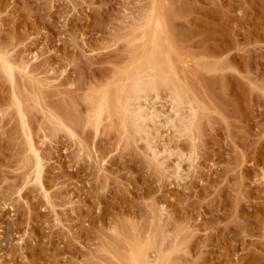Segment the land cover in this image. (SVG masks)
<instances>
[{
    "label": "rangeland",
    "instance_id": "1",
    "mask_svg": "<svg viewBox=\"0 0 264 264\" xmlns=\"http://www.w3.org/2000/svg\"><path fill=\"white\" fill-rule=\"evenodd\" d=\"M135 74L150 135L113 115ZM133 253L264 264V0H0V264Z\"/></svg>",
    "mask_w": 264,
    "mask_h": 264
},
{
    "label": "bare ground",
    "instance_id": "2",
    "mask_svg": "<svg viewBox=\"0 0 264 264\" xmlns=\"http://www.w3.org/2000/svg\"><path fill=\"white\" fill-rule=\"evenodd\" d=\"M148 19V18H147ZM150 19H151V22L152 21H155L156 23L155 24H157L156 25V29L157 30H153V31H156L155 33L154 32H152L153 33V38H155V39H152L151 38V42H153L154 40V42L156 43V45H154L155 43L153 42V45L152 46H158V39L157 38H159L160 36L158 35L159 33H162L163 32V29H165V23H163L162 22V20H160V18H158V19H156L155 17H150ZM149 19V20H150ZM150 24V21L149 22H147V24ZM163 25H164V27H163ZM146 26V25H145ZM149 25H147L146 27H148ZM144 33V32H143ZM147 33V32H146ZM145 34V33H144ZM149 34V33H148ZM157 36V37H156ZM145 37V36H144ZM160 41V40H159ZM149 43V42H148ZM160 45V44H159ZM161 46V45H160ZM146 47V46H145ZM155 48H157V47H155ZM159 48V47H158ZM157 48V49H158ZM152 52V51H151ZM153 53H154V51H153ZM153 53H151L152 55L151 56H153L154 54ZM156 55V54H155ZM159 55V54H158ZM168 56V55H167ZM166 56V57H167ZM154 57V56H153ZM156 57V56H155ZM158 57V56H157ZM149 58H151V57H149ZM159 58V57H158ZM145 59V58H144ZM156 59V58H155ZM160 60H161V58H159ZM146 61V60H145ZM157 61V60H156ZM164 63V62H163ZM166 63V62H165ZM154 64V63H153ZM141 65V64H140ZM139 65V66H140ZM149 65H150V63H149ZM6 66V65H5ZM150 68V67H149ZM153 68V67H152ZM6 69V68H5ZM157 69V68H156ZM162 69V68H161ZM138 70V69H137ZM154 70V69H153ZM152 70V71H153ZM163 70V69H162ZM8 71V70H7ZM141 72V71H140ZM144 72V71H143ZM155 72H156V70H155ZM154 72V73H155ZM131 73V72H130ZM148 73H146V75H147ZM156 74H158V73H156ZM156 74H154V76L153 75H151V76H149L150 75V73H149V79H148V77H147V79H148V81H146L147 79H146V75H144V77H145V79L146 80H144V79H142V78H144V77H141V76H143V75H141L140 77H141V79H140V77H139V75L138 74H135V75H138V76H135L134 78L133 77H131V75L130 76H128V78H127V82H128V79L129 80H131L130 81V83L131 84H129V82L127 83V85H125V86H127V87H124V88H126L125 89V93H124V90L122 89L121 91H120V93H123L122 95H123V97H125L124 99H123V97H122V95H121V97H122V99H121V97H119L120 96V93L117 95L119 98H116L115 99V101H113L114 102V105H112V107L113 108H116L115 110H114V113H113V115L115 114V115H117V117H118V114H119V116H121L120 117V120H121V118L122 117H125V116H127V117H129V120L131 121V122H133V125L135 124V126L138 128V130L140 131H137V128H135V126H134V128H135V130H136V132H139V133H142V132H144V133H146L147 132V130L148 129H146L145 128V130L144 131H142V129L140 128V125H139V123L141 124V126H142V128L144 129V127H143V125L146 123V121H148V120H154V118L155 117H158V115L156 116L155 114L156 113H154V111L153 110H151L150 111V109H148V107H147V105L149 104H147V98L145 97V96H148V94L147 93H151V92H156V90H157V83H163V80L165 79H161V80H159L160 79V76H159V78H158V80H159V82H156V78H157V75ZM162 73L160 72V74L159 75H161ZM129 75V74H128ZM137 77V78H136ZM151 77V78H150ZM156 77V78H155ZM165 77V76H164ZM13 79V78H12ZM133 79V80H132ZM157 80V81H158ZM164 82H166V80H164ZM169 82V81H168ZM166 84V83H165ZM130 85V86H129ZM156 87V88H155ZM156 89V90H155ZM155 90V91H154ZM126 92H128V93H126ZM173 93V92H172ZM175 94V93H174ZM176 96H178V94H175ZM109 96V95H108ZM157 96V95H156ZM176 96H175V98H176ZM116 97V96H115ZM114 97V98H115ZM174 97V96H173ZM179 97V98H178ZM177 98L179 99H175V101H178V102H176V103H178L179 105H181V103L182 102H180L182 99H181V97L180 96H178ZM109 98V97H108ZM143 98H145V99H143ZM110 99V98H109ZM117 100V101H116ZM110 101V100H109ZM103 102V103H102ZM104 102H105V100L102 98L101 99V105L103 106H99L98 108L100 109V113H101V115H98V114H100L99 113V111L97 112V113H94L95 114V116L93 117L94 119V125L96 124V126H95V128H96V130H97V127L99 126L98 124L99 123H101L100 121L102 120V118H100L101 116H102V112H103V108L106 106V103L104 104ZM111 102V101H110ZM180 102V103H179ZM99 103V102H98ZM108 104V103H107ZM115 104L117 105V106H115ZM183 104V103H182ZM110 106V105H109ZM101 107H102V109H101ZM173 107H174V105H173ZM178 107V106H177ZM98 109V110H99ZM102 111V112H101ZM118 112V113H117ZM124 114L123 116H122V114ZM96 115H98V119H100V120H98V124H97V117H96ZM110 115V114H109ZM179 115V114H178ZM177 115V116H178ZM58 116V115H57ZM96 117V118H95ZM111 117V116H110ZM127 117H125V120L127 121ZM62 118H63V116H62ZM68 118V117H67ZM67 118H65V119H67ZM166 119V118H165ZM182 119H184V118H182ZM190 119V118H189ZM188 119V120H189ZM60 120V119H59ZM124 120V119H123ZM170 119H166V125L168 124V125H172L173 124V121H174V119H173V121H169ZM180 120H181V117H180ZM186 120V119H185ZM187 120V121H188ZM64 121H67V120H64ZM126 121H123V122H125L126 123ZM176 121V120H175ZM59 122V121H58ZM178 122V121H177ZM181 122V121H180ZM183 122V121H182ZM137 123V124H136ZM61 124V123H60ZM127 124V123H126ZM125 124V125H126ZM131 124V123H130ZM63 125H65V124H62V126ZM182 125V124H181ZM185 125V124H184ZM183 125V126H184ZM132 126V125H131ZM145 126H146V124H145ZM88 127V126H87ZM94 127V126H93ZM175 127V126H174ZM180 128H181V126H179ZM178 127V128H179ZM134 128H132V129H134ZM177 128V127H176ZM185 128V127H184ZM188 128V127H187ZM186 128V129H187ZM130 129V128H129ZM185 129V130H186ZM184 130V129H183ZM177 131V130H176ZM180 131V130H179ZM143 133V134H144ZM146 134H149V131L146 133ZM145 134V135H146ZM151 134V133H150ZM149 134V135H150ZM147 137H149L148 139H147ZM146 138H145V140H148V141H146V143H147V145H149V147H148V149L150 148V145L152 146V147H154L153 146V143H148L151 139H150V136H147ZM144 138V137H143ZM151 150L152 149H155V151L154 150H152L151 152H152V154L153 155H155V156H157V154L158 153H156L157 151H156V148L154 147V148H150ZM150 149H149V151H150ZM155 156H153V157H155ZM40 170V169H39ZM39 173V172H38ZM143 251V250H142ZM140 251H138V252H136V254L137 253H139ZM144 252V251H143ZM135 253V252H134ZM134 253L132 254L133 256H134ZM141 253V252H140ZM131 254V253H130ZM143 254V253H142ZM140 255V254H137V257L139 256L140 258H141V256H143V255ZM132 255H130V258L132 257ZM136 256V255H135ZM134 256V260L131 258H128V260H130V261H128V263L129 264H141V262H139V258H137L136 259V257ZM145 256V255H144ZM142 257V258H146V257ZM146 261V259H143L142 261ZM144 261V262H145ZM147 261H148V259H147ZM146 261V262H147ZM131 262V263H130ZM146 262H145V264H146ZM127 263V264H128ZM143 263V262H142Z\"/></svg>",
    "mask_w": 264,
    "mask_h": 264
}]
</instances>
